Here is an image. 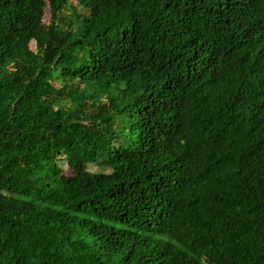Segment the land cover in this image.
I'll list each match as a JSON object with an SVG mask.
<instances>
[{
  "label": "trees",
  "instance_id": "trees-1",
  "mask_svg": "<svg viewBox=\"0 0 264 264\" xmlns=\"http://www.w3.org/2000/svg\"><path fill=\"white\" fill-rule=\"evenodd\" d=\"M0 264H264V0H0Z\"/></svg>",
  "mask_w": 264,
  "mask_h": 264
},
{
  "label": "rangeland",
  "instance_id": "rangeland-1",
  "mask_svg": "<svg viewBox=\"0 0 264 264\" xmlns=\"http://www.w3.org/2000/svg\"><path fill=\"white\" fill-rule=\"evenodd\" d=\"M90 171H92V172H97V171H99V169L96 168V167H90Z\"/></svg>",
  "mask_w": 264,
  "mask_h": 264
}]
</instances>
